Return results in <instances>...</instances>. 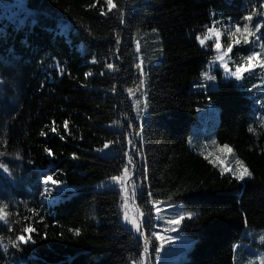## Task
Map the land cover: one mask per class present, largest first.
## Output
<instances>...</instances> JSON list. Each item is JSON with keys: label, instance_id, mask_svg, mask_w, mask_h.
<instances>
[{"label": "trees", "instance_id": "trees-1", "mask_svg": "<svg viewBox=\"0 0 264 264\" xmlns=\"http://www.w3.org/2000/svg\"><path fill=\"white\" fill-rule=\"evenodd\" d=\"M113 2L109 11L106 0H0V162L15 177L0 170L8 213L0 264H156L152 199L194 211L180 226L192 241L170 264H233L245 229H264V77L257 68L240 81L214 70L216 87H200L220 53L195 37L217 18L243 26L251 14L253 27L264 23V0ZM254 50L262 51L233 45L230 71ZM143 78L147 109L137 119L127 91ZM210 104L219 107L216 140L252 173L244 181L188 145ZM105 143L112 154L96 153ZM125 168L126 191L94 188ZM46 175L61 182L52 196ZM26 226L35 243L13 248Z\"/></svg>", "mask_w": 264, "mask_h": 264}, {"label": "rangeland", "instance_id": "rangeland-1", "mask_svg": "<svg viewBox=\"0 0 264 264\" xmlns=\"http://www.w3.org/2000/svg\"><path fill=\"white\" fill-rule=\"evenodd\" d=\"M225 22V18H217L213 23H211L210 26L206 28L204 32H200L197 36L203 38L205 35H208V29L214 27L221 33V48L224 51H227L228 45L232 41L230 33L235 30L236 25L230 22V26L227 27ZM213 40L215 41V37H213L209 41H205L204 45H201L200 42L198 40L197 41L199 45L204 49H210L211 51H213L215 50V42ZM228 59H230V57H228ZM243 64L244 59H242V63L232 62V65H234V69L231 70L230 73L234 72L237 66H243ZM217 65L223 68L220 61L216 62V65L213 66L215 67ZM254 68L262 69L258 66ZM223 74L224 77L228 76L227 72H223ZM208 76L216 77L213 72H208L206 68L205 73L202 77V85H205V87L203 88L214 89L217 85V78L214 81H209ZM127 92L136 114V118L140 119L139 111H143V114H146L147 109L146 79L143 78V83L138 84L137 86L132 88L131 91L128 90ZM206 116L207 120L204 128H194L193 130H191L187 139L188 145L192 149V151L208 159V161L211 162L220 171H222L223 169L222 172L229 173L230 175L235 177L234 173L238 168L236 162L237 160L241 159L235 154L234 150L229 145L228 147L232 151H223L222 149L224 145L227 144L219 143L214 135V130L219 119L218 105L210 104L209 108L207 109ZM117 124V122H112L107 124V126L110 128H115ZM95 152L101 155L112 154L110 148L104 149V145L101 148H96ZM245 166L247 167L246 164ZM45 187L48 188L49 192L51 193L50 196H52V192L55 191V185L49 183L48 186L46 185ZM94 188L98 190H119L120 186L111 181V177H108L96 182L94 184ZM49 198L50 197H45V200H49ZM151 202L154 209V236L156 233H159L161 235L170 236L172 238L170 241L166 240L163 244V247H160V242L158 241V247H160V251L159 253L156 252L155 263H174L177 260L182 259V256H180V254H183L186 251L187 246L190 245L192 240L180 234V227L175 232L164 231V229L169 227L166 221L168 219L174 218L177 211L183 212L185 214V218L187 217L188 213L193 214L194 211L189 208H185L181 203H172L154 199H152ZM244 236L247 239L240 240L234 247L233 264H264V241H261L260 239L261 236H264V229L247 228L244 231Z\"/></svg>", "mask_w": 264, "mask_h": 264}, {"label": "snow or ice", "instance_id": "snow-or-ice-1", "mask_svg": "<svg viewBox=\"0 0 264 264\" xmlns=\"http://www.w3.org/2000/svg\"><path fill=\"white\" fill-rule=\"evenodd\" d=\"M108 10L111 11L114 8L117 7V5L113 2V0H106ZM104 13L102 12L101 15ZM244 21L246 23L243 24V26H240L239 24L236 25L235 30L230 33V37L232 39V44L228 45L227 51H224L221 48V43H220V36L221 33L214 27L208 29V35H205L203 38L200 36H196V40L200 42L201 45L205 44V41L211 40L213 37H215V50L220 53V55L217 57V59L220 61L221 65L223 66L225 71H228V64L224 63L225 57L232 51L233 45H249L250 43H258L259 48L262 50L261 52L257 51H251L250 54H247L244 56V64L243 66H237L235 71L231 73L232 76L235 77L237 81H240L243 74L245 72H249L251 69L254 67H260L264 68V42H261L262 39H264V32H262V29H264V23H255L254 27L252 26V21H253V15L249 14L243 17ZM252 38H255L253 41ZM139 50V49H138ZM95 62V61H93ZM2 63V62H0ZM109 69L113 68V65L109 63L107 65ZM137 68H141V64L136 65ZM86 75H91V73H87ZM216 79L215 76H208L209 81H214ZM143 83V81H141ZM200 87H205V85H200ZM131 91V89H129ZM65 125H67V122H65ZM55 131V129H53ZM251 131V129H249ZM41 135H44V133H41ZM109 144L105 143L104 144V149H108ZM223 151H228L231 152L232 150L228 147V145H224ZM44 151L49 155L52 156L53 153L50 149L45 148ZM103 151V150H100ZM2 155V154H0ZM75 158V156H74ZM237 165L238 168L235 171V179L237 181H244L246 177H250L252 173L249 171L248 167L245 166L244 162L241 160H237ZM0 170H3L4 173H7L9 177L12 179H15L13 174L10 172L9 167L6 163L0 162ZM223 171V169H222ZM126 179H128V170L127 168L124 169L123 175H113L111 176V181L115 182L116 185L120 186V191H126V189L123 187L125 184ZM49 183L53 185H59L61 182L58 180H54L51 175H46L43 178V184L46 186ZM45 193L50 196L51 193L48 192L47 187L44 189ZM7 205L4 207H0V221H3L5 224H7V217L8 213L5 211V208ZM124 208H127V204L124 205ZM34 211V210H33ZM187 218L191 219L192 218V213L187 214ZM125 222L130 223V225L135 228L137 231L140 229V225L137 222L136 219H132L129 221V218L127 216V213L125 211L124 217H123ZM185 220V214L183 212L177 211L174 218L168 219L166 221L167 225L169 226L168 228L164 229V231H170V232H175L180 226L181 222ZM9 231L11 229L9 228ZM36 229L31 227V226H26L23 228V234L16 235L14 240H10L9 243L13 248H17L21 244H28L29 242L35 243V241L32 238V233L35 232ZM27 234V235H25ZM74 234L79 236L80 231L79 230H74ZM155 239L160 242V247H163V244L166 240L170 241L172 238L170 236L166 235H161L159 233L155 234ZM261 241H264V236L260 237ZM4 251H8V246L4 245ZM160 247L156 248L155 251L159 253ZM145 253H147V248H145Z\"/></svg>", "mask_w": 264, "mask_h": 264}]
</instances>
